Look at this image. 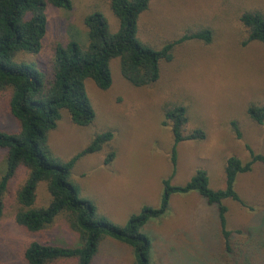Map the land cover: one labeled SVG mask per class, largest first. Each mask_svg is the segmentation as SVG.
I'll return each instance as SVG.
<instances>
[{
    "label": "rangeland",
    "instance_id": "rangeland-1",
    "mask_svg": "<svg viewBox=\"0 0 264 264\" xmlns=\"http://www.w3.org/2000/svg\"><path fill=\"white\" fill-rule=\"evenodd\" d=\"M70 1V11L46 6L47 27L40 57L23 54L21 59L37 62L44 70L58 42L74 40L85 49L87 30L83 19L93 11L103 14L111 33L117 31L118 22L106 0ZM245 10L264 12V0H151L138 20L142 42L161 48L202 28L212 30V41L205 44L186 40L175 44L171 61L160 64L158 80L142 88L123 80L119 59H113L108 90L102 91L92 81H85L95 114L88 127L75 126L66 111H61L47 140L58 162L75 157L96 135L112 133V140L100 152L79 158L70 175L79 189V198L92 203L98 216L122 227L143 207L159 206L162 183L173 170V186H183L197 170H203L209 188L221 190L228 157L246 162L247 147L264 155V122L257 124L246 113L249 105L264 106V47L258 42L245 43V30L239 22ZM165 104L186 107L185 132L202 129L205 133L203 140L177 145L174 167L173 137L169 126L162 125ZM0 129L7 133L17 130L5 96L0 97ZM111 151L114 159L104 165ZM4 156L0 150V178ZM25 177L26 171L19 168L4 194L0 264H25L21 248L32 240L58 246L78 242L61 216L37 235L26 233L15 223V214L21 208L15 194ZM234 189L245 206L224 201L226 229L232 233L230 251L224 247L215 208L196 192L174 194L166 214L141 228L150 240V264H264V164L256 163L249 172L238 175ZM49 201L45 183H38L33 208H44ZM107 239L100 243L91 264H134L131 248Z\"/></svg>",
    "mask_w": 264,
    "mask_h": 264
},
{
    "label": "trees",
    "instance_id": "trees-1",
    "mask_svg": "<svg viewBox=\"0 0 264 264\" xmlns=\"http://www.w3.org/2000/svg\"><path fill=\"white\" fill-rule=\"evenodd\" d=\"M118 22V29L111 33L100 11L88 13L83 24L87 30V46L82 49L74 40L55 44L52 57L46 60L44 70L37 62L21 59L23 54L41 53L46 34V6L70 11V0H0V97L7 99L10 117L16 122L15 133L0 129V150L5 152L3 174L0 178V220L4 209V194L9 182L19 168L26 177L15 197L20 205L15 223L26 233L37 235L49 228L58 216L63 217L70 231L78 237L73 246L52 245L48 241H29L21 248L25 264H91L104 238L115 240L131 248L134 264H150V240L141 233L149 221L163 217L174 194L196 192L207 205L215 208L220 235L226 250L230 251L232 233L226 229V200L245 206L234 189L238 175L249 172L252 165L264 164V155L255 154L247 147L248 160L242 162L235 156L228 157L224 165V188L212 190L207 174L197 170L183 186H173L171 177L163 181V193L157 208L143 207L128 218L124 226L117 227L97 215L94 205L79 198V189L70 179L76 161L86 155L101 151L112 140V133L96 135L86 148L67 162H58L48 146V134L56 128L65 110L70 122L78 127H88L95 114L85 91V81L106 91L111 86L110 62L119 59L120 75L135 88L154 84L160 76V64L172 59L175 44L197 40L205 44L212 41V30L202 28L186 33L177 42L161 48L142 42L138 37V20L151 0H106ZM245 30V43L258 42L264 47V12L245 10L239 16ZM244 43V44H245ZM40 55V54H39ZM38 55V56H39ZM40 57V56H39ZM38 59V58H37ZM38 64V65H37ZM163 126H169L173 137L172 164L175 165L176 147L184 141L203 140L202 129L185 132L188 123L187 109L181 104L162 107ZM246 113L257 124L264 122V106L249 105ZM237 136V126L232 123ZM114 159L111 151L103 164ZM5 167V170H4ZM44 182L50 196L48 205L33 208L38 183Z\"/></svg>",
    "mask_w": 264,
    "mask_h": 264
},
{
    "label": "crops",
    "instance_id": "crops-1",
    "mask_svg": "<svg viewBox=\"0 0 264 264\" xmlns=\"http://www.w3.org/2000/svg\"><path fill=\"white\" fill-rule=\"evenodd\" d=\"M108 241L110 240V239H107ZM102 242V241H101ZM100 246V245H99ZM99 250V249H98Z\"/></svg>",
    "mask_w": 264,
    "mask_h": 264
}]
</instances>
